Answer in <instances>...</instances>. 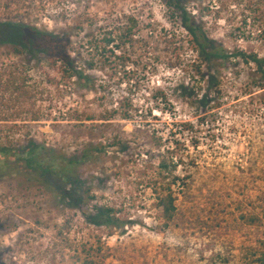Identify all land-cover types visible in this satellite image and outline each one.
<instances>
[{
  "label": "rangeland",
  "instance_id": "1",
  "mask_svg": "<svg viewBox=\"0 0 264 264\" xmlns=\"http://www.w3.org/2000/svg\"><path fill=\"white\" fill-rule=\"evenodd\" d=\"M182 4L229 60L168 0H0V264H264V86L239 56L264 59V0ZM29 28L71 36L89 79L15 44Z\"/></svg>",
  "mask_w": 264,
  "mask_h": 264
},
{
  "label": "trees",
  "instance_id": "2",
  "mask_svg": "<svg viewBox=\"0 0 264 264\" xmlns=\"http://www.w3.org/2000/svg\"><path fill=\"white\" fill-rule=\"evenodd\" d=\"M184 0H168V4L171 8L174 9L175 15L178 16L180 20V26L184 31L191 37L194 42L198 55L206 62L211 61H225L229 60L232 55H229L225 49L221 46L215 45V43L210 40L201 26L193 19L192 15L186 10L183 6ZM130 32V31H129ZM15 44H22L26 51L33 53H44L51 60L50 62L54 65L60 63L62 69L71 77H75L80 82L87 81L89 79L88 76L84 75L81 71L76 67L73 54V44L72 38L67 33L66 34H51V33H42L36 29H27V31L22 34L21 38L16 39ZM108 44L112 41H107ZM25 44V45H24ZM243 61L247 64H254L256 66L257 71L261 75V79L263 81L264 86V59L255 56V55H245L240 53L239 55ZM234 57V56H233ZM201 104L203 106H207L209 104V100L201 99ZM36 150H31V156L33 157ZM80 164V160H70L68 164L63 168V176L60 177V182L64 183L67 186L77 187L80 184V180L73 173L75 167ZM177 164V163H176ZM161 168L164 169H175V164L168 165L166 162L161 163ZM43 175L45 177H50L52 179L53 173L50 169H44ZM73 169V171H72ZM49 179V180H50ZM47 180V184H48ZM67 195V194H66ZM67 200L70 202V207L77 208L82 202V198L76 199L72 196V194H68ZM163 208L165 216L170 219L173 215V211L175 210L174 202L172 196L169 197V201L163 200ZM91 224L98 228H121L123 223H121L113 213V210L110 208L96 209V214L92 217ZM82 264H96L93 260L86 259Z\"/></svg>",
  "mask_w": 264,
  "mask_h": 264
}]
</instances>
